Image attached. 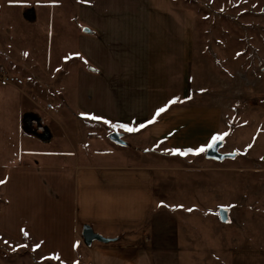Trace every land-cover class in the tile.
Wrapping results in <instances>:
<instances>
[{"label": "rangeland", "instance_id": "rangeland-1", "mask_svg": "<svg viewBox=\"0 0 264 264\" xmlns=\"http://www.w3.org/2000/svg\"><path fill=\"white\" fill-rule=\"evenodd\" d=\"M88 2L98 11L147 6L156 33L147 66L157 82L170 74L173 46V35L171 41L162 30L185 29L187 90L139 131L107 127L78 113L77 70L90 67L79 48V37L93 27L82 18ZM2 73L25 79L41 93L40 106L51 102L64 113L57 123L67 131H58V148L74 150V163L155 169L154 215L175 220L179 264H264V0H0ZM64 115L74 123L71 129L62 125ZM116 131L123 143L110 138ZM219 135L220 152L234 158L206 157ZM47 141L42 148H57ZM201 147L205 151L197 152ZM221 208L228 210L226 221ZM79 260L63 261L27 239L0 233V264Z\"/></svg>", "mask_w": 264, "mask_h": 264}, {"label": "crops", "instance_id": "crops-1", "mask_svg": "<svg viewBox=\"0 0 264 264\" xmlns=\"http://www.w3.org/2000/svg\"><path fill=\"white\" fill-rule=\"evenodd\" d=\"M93 8L88 2L87 12L82 10V18L93 27L79 37L90 67L77 70L78 113L107 127L145 124L187 90L181 45L185 29L162 30L171 41L173 35V46L168 47L170 74L157 82L147 66L156 35L147 6L124 12ZM23 80L22 85L0 86V233L27 239L67 262L79 258L81 264H179L175 220L154 215L155 169L74 163V150L58 148V131H67L57 123L64 113L51 102L40 106L41 93ZM65 120L62 125L74 127ZM45 140L57 148H42ZM85 224L116 240L85 245Z\"/></svg>", "mask_w": 264, "mask_h": 264}, {"label": "water", "instance_id": "water-1", "mask_svg": "<svg viewBox=\"0 0 264 264\" xmlns=\"http://www.w3.org/2000/svg\"><path fill=\"white\" fill-rule=\"evenodd\" d=\"M85 31H89L88 28H85ZM110 138L118 143H123V140L121 139V134L118 132H112L110 134ZM223 141L219 140L215 142V145L212 147H209L206 152V157L210 159H214L217 161L224 160L226 158H234L236 156L235 153H222L220 152V147L222 146ZM220 216L222 221H226L228 219V210L225 208L220 209ZM82 236L85 245L91 246L93 242L99 241L103 243H109L112 241H115V238L105 237L96 231H94L93 227L89 224L83 225L82 228Z\"/></svg>", "mask_w": 264, "mask_h": 264}, {"label": "snow or ice", "instance_id": "snow-or-ice-1", "mask_svg": "<svg viewBox=\"0 0 264 264\" xmlns=\"http://www.w3.org/2000/svg\"><path fill=\"white\" fill-rule=\"evenodd\" d=\"M173 102H176V101H171L170 103H173ZM166 111V107H162V108H159L157 110V112L155 113V117L152 119V120H149L148 123H154L155 122V118L156 117H159L161 113L165 112ZM96 119H102L101 117H95ZM106 123H111V121H105ZM113 127L115 128H122L128 132H133V131H139L140 129L146 127L145 124H140L139 128H133V127H130L128 124H115L113 125ZM223 135H227V133L223 134ZM223 135H219V136H214L212 138V144L208 145V147H212L215 145V142L219 139V140H222L223 139ZM175 153L177 154H180V155H186V153L184 151H182L181 149H175L173 150ZM189 151H192L191 149H189ZM197 152H203L205 151V148L204 147H201L199 149L196 150ZM0 183H3V181H0ZM25 235H27V232H25ZM37 247H39V245H37Z\"/></svg>", "mask_w": 264, "mask_h": 264}, {"label": "built area", "instance_id": "built-area-1", "mask_svg": "<svg viewBox=\"0 0 264 264\" xmlns=\"http://www.w3.org/2000/svg\"><path fill=\"white\" fill-rule=\"evenodd\" d=\"M24 80L15 74H8L2 73L0 75V85L7 86V85H22Z\"/></svg>", "mask_w": 264, "mask_h": 264}]
</instances>
